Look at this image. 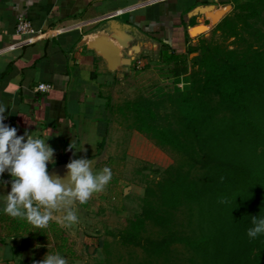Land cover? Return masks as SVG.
<instances>
[{
  "label": "trees",
  "instance_id": "obj_1",
  "mask_svg": "<svg viewBox=\"0 0 264 264\" xmlns=\"http://www.w3.org/2000/svg\"><path fill=\"white\" fill-rule=\"evenodd\" d=\"M230 1L211 30L220 43L198 38L183 54L159 52L171 86L115 107L127 129L174 161L153 171L125 227L108 231L139 250L131 264H264V233L247 236L253 216L264 219V0Z\"/></svg>",
  "mask_w": 264,
  "mask_h": 264
},
{
  "label": "crops",
  "instance_id": "obj_2",
  "mask_svg": "<svg viewBox=\"0 0 264 264\" xmlns=\"http://www.w3.org/2000/svg\"><path fill=\"white\" fill-rule=\"evenodd\" d=\"M231 7L230 0H0V105L8 126L47 142L54 164L66 162L65 150L70 160L90 159L105 132L104 92L117 77L153 52L183 54L191 35L209 29L210 16L222 18ZM18 18L39 34L15 36ZM39 83L48 92L34 91ZM11 180L7 171L0 176V264H39L47 252L62 254L49 224L37 228L4 212ZM61 216L50 222L67 247Z\"/></svg>",
  "mask_w": 264,
  "mask_h": 264
},
{
  "label": "rangeland",
  "instance_id": "obj_3",
  "mask_svg": "<svg viewBox=\"0 0 264 264\" xmlns=\"http://www.w3.org/2000/svg\"><path fill=\"white\" fill-rule=\"evenodd\" d=\"M242 1L237 0V3ZM231 11L232 7L226 14ZM209 26V29L203 27L191 35L193 41L189 44L195 45L198 38L220 43L218 34L211 31L214 26ZM146 59L138 69L130 67L128 72L123 73V77H117L112 83L114 86L111 85L104 92L110 109H104L102 113L105 122L103 146L98 154L90 158L93 161L90 170L99 174L104 167H109L113 175L103 191L93 193L84 204L77 201L73 205L78 212L77 223L69 225L66 221L60 222L72 241L67 246L68 252L60 253L67 264H131L142 257L139 250L115 242L108 231L115 232L125 227L128 219L139 210L144 184L156 181L157 173L174 162L172 155L155 148L141 135L127 129L126 123L115 113V107L124 101L137 96L145 97L151 92L171 86L172 79L167 73V66L158 63V54L153 52ZM178 85L180 88L181 85ZM173 252L174 257L179 260L183 258L179 247Z\"/></svg>",
  "mask_w": 264,
  "mask_h": 264
},
{
  "label": "clouds",
  "instance_id": "obj_4",
  "mask_svg": "<svg viewBox=\"0 0 264 264\" xmlns=\"http://www.w3.org/2000/svg\"><path fill=\"white\" fill-rule=\"evenodd\" d=\"M7 108L0 105V176L5 171L12 177L11 191L4 196V212L13 218L25 219L37 228H46L54 213L69 225L79 220L76 202L86 203L93 193H99L112 179V171L104 167L99 174L90 170L93 161L87 158L73 159L66 168L67 182L52 179L47 165L54 164V149L44 140L29 135L17 136V129L4 123ZM73 147L70 144L69 150ZM221 203L224 201L221 200ZM247 230L250 239L264 233V219L252 218ZM39 264H67L59 253L47 254Z\"/></svg>",
  "mask_w": 264,
  "mask_h": 264
},
{
  "label": "water",
  "instance_id": "obj_5",
  "mask_svg": "<svg viewBox=\"0 0 264 264\" xmlns=\"http://www.w3.org/2000/svg\"><path fill=\"white\" fill-rule=\"evenodd\" d=\"M220 19H221V13L220 12H218L216 14H213L212 16H210V24L214 26V25H216V23ZM128 62H129V60L127 61V63ZM64 155H65V157L67 159L66 162L54 164V165L50 166L47 170H48V175L50 176V178H52V179L61 178L62 181L67 182V180L69 178V173H68V170L66 168V165L71 160H70V155H69L67 150L64 151ZM125 193H126V188L123 189V194H125Z\"/></svg>",
  "mask_w": 264,
  "mask_h": 264
},
{
  "label": "built area",
  "instance_id": "obj_6",
  "mask_svg": "<svg viewBox=\"0 0 264 264\" xmlns=\"http://www.w3.org/2000/svg\"><path fill=\"white\" fill-rule=\"evenodd\" d=\"M37 34H39L38 31H34L29 23L27 21H25L22 18H18L14 27V35L17 37H22V36H36ZM138 64H136V66H134L135 69H138L139 67L137 66ZM50 89V87L46 84H42L39 83L37 84L33 90L36 92H40V93H46L48 92V90ZM4 123L6 125H8L9 120L6 118L4 120Z\"/></svg>",
  "mask_w": 264,
  "mask_h": 264
}]
</instances>
